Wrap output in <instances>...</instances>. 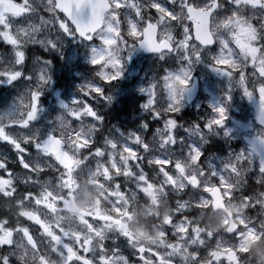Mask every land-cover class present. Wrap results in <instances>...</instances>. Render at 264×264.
Returning a JSON list of instances; mask_svg holds the SVG:
<instances>
[{
  "label": "clouds",
  "instance_id": "obj_1",
  "mask_svg": "<svg viewBox=\"0 0 264 264\" xmlns=\"http://www.w3.org/2000/svg\"><path fill=\"white\" fill-rule=\"evenodd\" d=\"M120 3L81 35L61 0H0V264H61L43 225L89 222L127 264H264V0H215L210 43L182 0Z\"/></svg>",
  "mask_w": 264,
  "mask_h": 264
},
{
  "label": "snow or ice",
  "instance_id": "obj_2",
  "mask_svg": "<svg viewBox=\"0 0 264 264\" xmlns=\"http://www.w3.org/2000/svg\"><path fill=\"white\" fill-rule=\"evenodd\" d=\"M9 3H14L15 0H8ZM113 3L117 8H123L125 5L120 3V0H61V7L69 15L73 16L74 19L83 18L84 24L81 30V35H84V31L91 29L96 22L103 15L104 11L110 8ZM134 4V0H133ZM187 14V18L190 20V31L195 33V37L200 39L203 43H210L211 40L208 38V34L205 31V27L215 10V0L210 7L202 8L198 7L192 0H182L181 5ZM155 13L159 14V19L161 21L165 19H175L173 10L169 8L162 7L158 2H154L151 5ZM136 13L142 14L139 9ZM75 14V15H74ZM79 26V25H78ZM156 26L149 23L145 27V34L149 37V42L152 43V34L155 32ZM247 32V29L241 28L235 34V43L244 48L247 47L249 51H253L251 44L248 42L249 37H245L243 34ZM138 33L133 29V35ZM220 63H227V61H221ZM182 83H184L182 81ZM222 112V109H221ZM53 151H58L55 145L52 147ZM65 167L71 168L73 161L70 157H65ZM207 191L212 192V189H207ZM33 194L29 193L30 199ZM55 194L52 192H41L35 194V200L37 205L43 206L47 204L48 207H52L53 198ZM75 209V207L73 208ZM25 217H32V212L23 213ZM96 216L99 220L109 221L113 220L112 217H105L101 213L97 212ZM114 223L120 224L121 222L113 220ZM11 223L9 220L0 221V233L8 230V224ZM89 236H85L81 233L70 234L63 230L62 226H58L55 231H53L47 224L43 225V231L49 236L52 243L55 245L53 251L54 256H58L61 264H127V256L121 254V249L119 247L109 248L104 243H97V241H103V234L96 229V225L93 223H87L86 225ZM178 232H185L187 229L178 226ZM92 237H95L93 239ZM95 250L96 255L93 256V251ZM229 249H224L221 251L212 250L209 255L213 258L210 264H216L220 261L223 264L225 259L230 260L231 257L228 256ZM143 252L144 255L139 254ZM137 254L141 260H145V264H148L145 257L149 254L152 255L154 264H156L158 258V264H169L163 256L160 255L158 251H145L144 249H137ZM42 264H48V260L45 257H41Z\"/></svg>",
  "mask_w": 264,
  "mask_h": 264
}]
</instances>
